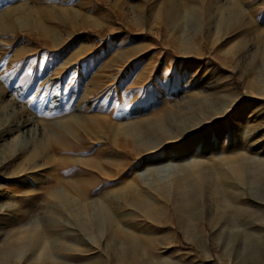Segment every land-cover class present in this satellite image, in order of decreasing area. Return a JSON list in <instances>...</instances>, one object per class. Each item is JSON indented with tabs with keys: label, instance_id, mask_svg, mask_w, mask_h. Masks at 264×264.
Instances as JSON below:
<instances>
[{
	"label": "rangeland",
	"instance_id": "374dc122",
	"mask_svg": "<svg viewBox=\"0 0 264 264\" xmlns=\"http://www.w3.org/2000/svg\"><path fill=\"white\" fill-rule=\"evenodd\" d=\"M0 11L10 14L0 24V131L32 119L30 136L0 140V247L20 243L8 264H246L235 227L213 238L205 225L203 247L175 223L153 226L146 210L167 217L151 196L163 182L221 150L242 152L232 134H246L243 115L264 125V0H0ZM78 112L83 129L64 132L75 143L62 150L55 135ZM158 118L166 130L149 132ZM163 134L184 139L162 146ZM189 134L198 141L178 157ZM209 134L222 135L210 144ZM216 199L186 221L198 224ZM118 219L131 236L116 244ZM31 231L50 237L34 245ZM128 249L138 262L118 259Z\"/></svg>",
	"mask_w": 264,
	"mask_h": 264
},
{
	"label": "bare ground",
	"instance_id": "6f19581e",
	"mask_svg": "<svg viewBox=\"0 0 264 264\" xmlns=\"http://www.w3.org/2000/svg\"><path fill=\"white\" fill-rule=\"evenodd\" d=\"M9 8V7H8ZM7 10V9H6ZM5 10V11H6ZM5 11H0V24L1 21L10 20L9 15ZM11 13V12H10ZM19 14V13H18ZM22 19L20 16L17 17V22L21 23ZM4 94V93H3ZM198 104L201 106L202 102L199 101ZM234 103L232 102L231 106ZM188 109H190L189 105H187ZM228 108V106H226ZM223 108V112L226 109ZM166 111V110H165ZM74 114V113H73ZM163 118V117H162ZM158 118L157 119V127L154 129H150L149 132H157V130L163 132L166 130L167 121ZM79 112L77 115L68 116L62 124L60 125V129L62 133L55 135V140L57 146L63 148L62 150H73L74 143L73 141L67 142L63 141V138L66 134L64 132H72V128L77 127L78 130L81 131L83 129L82 124L78 121ZM264 121V120H263ZM32 119L30 117L20 118L17 122H14L12 126L0 131V140H2L3 136L8 135V133L16 131L19 132L23 137L30 136V129L27 127L31 124ZM155 122V120L153 121ZM259 122V121H258ZM261 123L254 122V120L249 119L248 115H243L241 119L236 122V127L243 131L246 134H232V137H237L239 139L240 150L242 148V152L238 153L236 151L234 157H228L225 151H220L215 155H210L204 157L203 160H199L195 163V165L191 167H186V172H182V174H174V176L170 179V181L163 182L160 185V189L158 190L159 198L151 194L153 200H155L156 205L162 204L165 215L167 217H159L157 216L158 210L154 207L148 208L146 210V217L150 218L153 226L157 227L159 224H177L192 241L196 244L203 245L205 247L204 241V228L205 225H208L212 231V237L218 234L223 228L235 227L238 232L242 233V248L246 253V257L249 260L246 264H259V261L264 263V158L260 156V152L263 150L260 149L263 144L264 146V134H261L259 138H254L255 134H257L258 130L262 128L264 125ZM213 126L217 129V124H213ZM195 125L189 124V126H184V132H192L191 129H194ZM215 129V130H216ZM236 130V129H235ZM240 132V131H239ZM25 133V134H23ZM153 135V134H148ZM164 137L159 143L161 145L165 144H174L176 140L183 137L181 134H163ZM188 135V134H186ZM185 135V136H186ZM193 135V134H189ZM222 134H209L207 141L212 144L211 140L213 136L220 137ZM83 135L80 134L79 138ZM100 136V135H99ZM210 136V137H209ZM184 139V137H183ZM185 139L190 140V144H181V153L178 154V157H182L183 154L187 153L189 146H195L198 141V138L191 136L185 137ZM23 142V138L21 139ZM261 143V144H260ZM46 146V144H44ZM209 145V144H208ZM172 146V145H171ZM44 148V146H43ZM214 148V147H213ZM259 148V149H258ZM263 148V147H262ZM157 150V148H156ZM237 150V149H236ZM190 151V150H189ZM234 153H232L233 155ZM209 155V154H208ZM188 158V157H187ZM183 159V158H182ZM180 160V159H179ZM189 162V161H188ZM6 165V164H5ZM8 165V164H7ZM184 167V165H182ZM2 167V166H1ZM1 169V168H0ZM183 169V168H182ZM2 172V171H1ZM2 174V173H1ZM0 174V175H1ZM2 176V177H1ZM2 179L4 175H1ZM239 185V186H238ZM245 185L246 188H242ZM260 185L262 187V191L259 192L256 197H247L241 198V195H244V192L248 191V187H257ZM57 186V185H56ZM237 186V187H236ZM205 187L209 188L207 192V196L204 195ZM70 189L73 190L72 187L69 186ZM234 188H242L244 191L239 192L240 195L239 201L231 202L232 193ZM58 189V188H57ZM241 189V190H242ZM61 194H63L64 189L59 187ZM87 187H82L81 191L75 190L77 194H81L86 196L88 194ZM216 199V206L213 213H204L199 220L198 224H189L183 214H187L198 207L202 199ZM232 218L235 219L234 225H229L228 221ZM115 234L112 237V241L118 244L119 242L128 239L131 235L126 237V230L124 229V223L122 220L118 219L117 227L114 232ZM122 234H125L123 237ZM50 237L49 234L42 232L31 231L27 235V239L34 243V245H40ZM131 240V239H130ZM229 240V239H228ZM253 240L256 241V244H259L260 248L253 247L255 244ZM16 242V240H14ZM226 243H223L222 250L223 252L228 249ZM27 243V242H26ZM2 245V243H0ZM5 244H7L5 242ZM20 245V243H17ZM17 244L4 245L0 247V264H8L9 257L13 253V247ZM141 244L137 243V250H139ZM39 247V246H38ZM61 247V246H57ZM56 247V248H57ZM66 248V247H64ZM133 249V248H132ZM261 250L263 252H261ZM118 259L123 257H130L134 261L138 262L137 257L132 255L131 250H125L121 253H117ZM245 256V255H244ZM153 256L150 254L147 256V260H151ZM59 258V257H58ZM234 260L238 257L236 255L233 257ZM157 259V258H156ZM146 260V261H147ZM61 261V260H60ZM85 262V260H84ZM140 262V261H139ZM246 262V260L244 261ZM58 264H73L72 262L64 263L60 262Z\"/></svg>",
	"mask_w": 264,
	"mask_h": 264
}]
</instances>
